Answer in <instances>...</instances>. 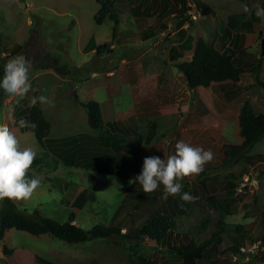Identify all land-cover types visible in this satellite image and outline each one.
Returning <instances> with one entry per match:
<instances>
[{
	"label": "rangeland",
	"instance_id": "obj_1",
	"mask_svg": "<svg viewBox=\"0 0 264 264\" xmlns=\"http://www.w3.org/2000/svg\"><path fill=\"white\" fill-rule=\"evenodd\" d=\"M161 1L171 4V0ZM204 1L213 5L211 0ZM243 2L239 1L241 4ZM133 3H140L141 9L151 15L157 13L158 9L149 0H134ZM98 9V0H0V55L3 52L4 57L9 56L0 59V64L4 65L7 59L16 55H23L30 60V80L37 97L45 95L53 101L52 104H40L49 121L50 138L93 133L87 124L86 110L81 105L93 100L100 104L104 121L124 124L129 117H134L133 120L141 128L157 125L154 141L144 146L140 154L139 172L145 157L159 156L163 159L173 155L175 144L179 141L193 147L210 149L213 160L204 166L199 175L186 177L185 187L190 188L192 183L197 186L201 180L206 182L211 193L221 197V203L222 199L227 203L232 199L235 201L227 207L229 211H224L196 200L191 204L188 215L179 219L178 231L192 230L191 236H194L198 232L196 226L203 217L209 215L205 233L197 234L195 238L210 237V233L219 229L221 224L222 233L207 248L199 264H211L213 256L225 257L224 264H243L247 259L245 253L254 251L264 237L261 225L264 213V162L249 163L241 158H227L229 145L238 139V132L232 128L231 116L223 118L212 115L194 104L196 92L188 89L184 91V86L181 88L179 84L167 85L165 76L175 80L177 73V69L170 67L173 62L169 49L176 42L178 34L172 35V31H164L165 28H158V25L163 22L167 26L165 22L171 20L174 23L181 16L178 13L168 16L170 12H175L170 7L155 19L140 18L142 22L137 27L134 24L135 18L125 14L118 16L116 25L108 17L98 24L94 19ZM186 14L195 15V12L191 8ZM182 16L185 17V14ZM190 19L198 23L200 16ZM147 26H150L149 31L159 33L152 37L149 34L146 38L143 30ZM92 44L95 49H90ZM16 46H19L18 51L13 53L12 49ZM133 63L134 73L141 79L140 86L136 82L133 84ZM256 76L255 66L254 78ZM31 92L25 99L31 97ZM2 94L0 90V124L10 129V122L4 119L5 110L13 111V103L18 98ZM200 94L197 97L201 101L204 95L202 92ZM8 97L6 107L2 101ZM240 101H236V105ZM188 105L191 106L190 110H187ZM19 121L16 128L10 131L18 138L21 149L30 147L36 151L35 159L39 160V164L32 165L28 176L41 177L42 182L30 199L15 202L16 206L27 214L37 211L41 216L58 222H64L68 213L74 211L73 223L85 229L96 224H107L127 193L124 188L131 184L130 181L100 173H93V179H89L83 168L69 166L62 161L56 162L29 130L24 127L22 131H17ZM128 137L132 139L133 135L129 134ZM261 153L264 154V137L247 154ZM245 175L249 179H257L258 185L239 197L235 191L238 192ZM226 179L236 184L235 190L229 189L230 193L222 187ZM82 187L89 188L95 201H87L81 210H77L67 201L71 200L74 189ZM198 191H201L200 187ZM217 221L221 222L218 226L215 225ZM237 233L244 234H239L243 255H229L227 248L233 244L232 238ZM111 240L113 244L104 246L100 240L93 244L68 243L47 234L33 236L11 228L0 239V264H56L54 261L85 264L90 263L92 258L102 257V254H105V259L114 258L116 264H121L126 255L120 251H124L122 247L126 244L115 237ZM139 242L145 249L144 255L160 264H168L163 251H160L161 247L153 240L144 238Z\"/></svg>",
	"mask_w": 264,
	"mask_h": 264
},
{
	"label": "trees",
	"instance_id": "obj_2",
	"mask_svg": "<svg viewBox=\"0 0 264 264\" xmlns=\"http://www.w3.org/2000/svg\"><path fill=\"white\" fill-rule=\"evenodd\" d=\"M133 2L134 0H98L99 9L94 19L96 23L100 24L105 17H108L116 25L118 16L121 14L135 16L137 19L149 17L147 10H142L140 5H133ZM153 2L156 3V0H153ZM189 3L194 5L200 13L201 11L206 13L211 10L201 0H192V2H189V0H171L173 10H175L174 13L181 16L182 22L185 19L193 21L189 18V14H186L190 9ZM260 6L264 7V0H262ZM182 14H185V17ZM243 17V14L229 16L227 20L228 30L242 27ZM112 31H115V26ZM183 35L184 32L181 36ZM145 36L147 38L148 35ZM186 39L185 42L183 41L171 47L169 51L171 61L178 60L190 49L192 37L187 36ZM90 47V49H95L93 44ZM18 48L19 46L13 48V53L18 51ZM3 67L4 65L0 64V76H2ZM175 67L182 73L186 88L189 90H195L198 87L206 88L212 82L226 80L237 82L243 72L240 67L235 65L233 56L229 51L220 52L201 37L195 43L191 59L176 62ZM260 85L264 88V83H260ZM30 96H37L36 91L31 92ZM30 98L16 101L14 107L16 110L24 109L23 118L21 119L36 125L35 128L25 127V129L33 134L40 145L47 148L56 162L62 161L66 165L83 168L88 173L89 179H93V173H100L133 182L124 188L127 193L124 194L121 203L113 211L108 223L96 224L89 229L73 223L74 211L68 213L64 222H58L52 218L41 216L37 211L33 214H27L25 211L20 210L14 202L5 199L0 207V239L11 228L24 231L33 236L47 234L54 239L68 243L93 244L96 240H100L102 246L113 244L114 241L111 238L115 237L126 244L125 247H122L124 251H120V253L126 255L125 261L121 264H160L143 254L145 249L139 241L142 242L144 238H148L161 247L160 251H163L164 256L174 258L178 262L177 264H199L205 250L213 241L221 237V222L217 221L215 223L217 226L221 225L219 229L212 231L208 238L199 239L195 236L205 233L209 215L201 219L200 224L196 226L198 232L194 236H191L192 230L180 233L178 231L179 219L181 216L188 215L192 203L181 206L182 202L179 196H169L167 200L161 199L163 194L162 185L155 192L146 195L138 181H135V177L140 174L138 170L140 154L144 146L154 141L157 134V125H148L144 129L132 117L124 124L119 121H104L100 104L97 101L90 100L81 103V105L86 110L87 124L93 130V133H80L73 137L50 138L48 137L49 121L43 108L39 102L35 107H29ZM74 98L77 100L75 93ZM238 125L242 142L229 145L227 158L233 160L241 158L249 163L264 160L263 154H247L253 145L264 137V115L256 113L250 103L245 101L239 110ZM20 130L22 131V127H20ZM129 134L133 135L132 139L128 137ZM33 164H39V160L35 159ZM181 183L183 184L182 192L191 193L198 198L196 200L209 204L208 206L211 208L227 211V207H230L235 201L232 199L227 203L222 199L221 203V197L208 193L204 183H202V192L198 191L200 186L193 183L190 188L185 187L186 179ZM225 185L224 189L229 193V189H236L231 179H226ZM231 191L233 192V190ZM73 192L71 200H68L67 203L77 210H81L87 201H95V196L88 187H82L79 190L76 188ZM235 194L239 197L246 195V188L240 192L235 191ZM159 196L160 198H158ZM261 225L264 230V213H262ZM239 234L237 233L232 238L233 244L227 248V251H230L229 255H243L240 250L243 246ZM102 255V257L90 259V263L86 262L85 264H116L117 261L114 258L105 259V254ZM245 256L247 259L243 261V264L264 263V237L260 239L257 248L251 252L247 251ZM54 262L56 264H66ZM68 264L78 263L69 262Z\"/></svg>",
	"mask_w": 264,
	"mask_h": 264
},
{
	"label": "crops",
	"instance_id": "obj_3",
	"mask_svg": "<svg viewBox=\"0 0 264 264\" xmlns=\"http://www.w3.org/2000/svg\"><path fill=\"white\" fill-rule=\"evenodd\" d=\"M149 1L158 10L156 15H151V13L149 12L148 15L149 14L150 15L146 19L148 18L155 19L156 16L160 17L161 13H164L165 10L168 11L170 7L171 10H173V5L170 3L167 4V2L165 1L159 0L156 3L153 2V0H149ZM201 1L207 4L211 10L207 11L206 13H203L201 11L200 21L198 23L191 22L186 19L182 22L181 18H178V20L174 23L171 22V20L165 22L167 23V26H165L166 24L164 25L162 22V24L158 25V28L164 27L165 28L164 31L166 30L172 31V35L176 33L178 34L174 45L181 43L183 41L185 42L187 40L186 39L187 36L192 37V41L190 43V49L186 51L181 58H179L176 61H172L173 63L170 65V67L174 69H177L175 67L176 62L188 61L191 59L192 54L194 52L195 43L197 39L200 37L211 43L213 47L219 50L220 52L229 51L232 54L235 65H237L243 70L237 82H232L228 80L222 82H212L206 88L198 87L195 90H191V91H193V93L196 92V98L193 101L197 107H202L205 111L209 112L210 114L212 115L215 114L218 115L219 117L226 118L229 117V115L231 116L232 128L238 132V139L236 142H234V144H240L242 142V138L239 136L238 114L243 103L245 101H248L256 113H262L264 115V88L260 85V83H264V18L256 17L255 8H254V6L257 4L261 5L262 0H244L246 4H244V2L243 4L239 3V1L241 2V0H211V3L213 5L208 4L204 0ZM133 5H140V3L137 4L133 3ZM189 5L194 6L190 3ZM245 6L251 9L250 13H246L244 11ZM170 13L171 14H169L168 16L170 17L173 16L174 12L172 11ZM239 14L244 15L242 19L243 20L242 27H238L233 30H228L227 28L228 17ZM203 16H207V18H203ZM133 17L135 18L134 24L136 25V27L139 26L142 20H140V18L137 19L135 16ZM207 22L211 25L209 26ZM149 29L150 26H147L143 30V33L148 35L147 37H149V34H151L150 36L152 37L157 33H159V32L155 33L154 31L151 30L149 31ZM182 32H184L183 36H181ZM3 55L4 53L2 52L0 55V59L7 57V56L4 57ZM255 66L257 70V76L254 78ZM134 71H135V64L133 63V84L136 82V84L140 86L141 85V83H139V81L141 80L140 76H136L137 74H135ZM176 71L177 73L175 75V80L169 78L168 76H165V79L168 82L167 85L173 86L175 84H179L181 85V88L184 86V91H185L187 88L185 85L184 77L182 76V73L178 71V69ZM108 74L109 73H107V75ZM200 92H202L204 95L202 98L203 101L202 100L200 101L197 97L198 95H201ZM234 94L237 95L234 96ZM2 95H4V93ZM18 100L21 99L18 98L16 101ZM238 100L241 101L238 103V105H236V101ZM8 101H9V97L6 98L5 101H2V104H5L7 107ZM16 101L13 103V111L10 112L5 110L4 119L10 122L9 125H11L10 128L11 130L16 128L17 121L21 120L24 114V109H17V110L15 109L14 105ZM187 107H188L187 110H190L191 106L188 105ZM219 127H222V125H219ZM18 130L21 131L20 127L17 128V131ZM262 162H264V160L258 161L257 163H262ZM198 183L199 184L197 185L201 187L200 189L201 192L203 190L202 183H204V186L206 187L205 189L208 190V193L215 194V193H211L206 182L200 180ZM225 186L226 185L224 184L222 187L224 188ZM234 186H236V184H234ZM205 255L206 254L204 253L202 260L204 259ZM166 259L168 261V264L178 263L176 260H174V258L166 257ZM210 262L211 264H224V262L226 261H225V257L223 256L221 257L213 256L211 257Z\"/></svg>",
	"mask_w": 264,
	"mask_h": 264
},
{
	"label": "clouds",
	"instance_id": "obj_4",
	"mask_svg": "<svg viewBox=\"0 0 264 264\" xmlns=\"http://www.w3.org/2000/svg\"><path fill=\"white\" fill-rule=\"evenodd\" d=\"M254 8L255 16L264 18V7L257 4ZM244 11L250 13L251 9L245 6ZM31 67L30 60L23 55L7 59L3 67V75L0 76V90L7 96L21 100L30 91H36L30 80ZM38 102L40 104L53 103L47 96L40 95L32 96L28 106L35 107ZM19 126L22 128L36 127L35 124L23 119L19 121ZM36 155V151L30 147L21 149L16 135L10 131L8 126L0 124V203L5 199L15 203L27 201L32 197L42 182L41 177L28 176ZM213 158L210 149L193 147L184 141H179L175 144L173 155L163 159L159 156L145 157L142 170L135 177V181H138L146 195L155 192L162 185L161 199L167 200L169 196H179L181 206L191 204L198 198L189 192H182L181 182L186 177L199 175L204 170V166Z\"/></svg>",
	"mask_w": 264,
	"mask_h": 264
},
{
	"label": "built area",
	"instance_id": "obj_5",
	"mask_svg": "<svg viewBox=\"0 0 264 264\" xmlns=\"http://www.w3.org/2000/svg\"><path fill=\"white\" fill-rule=\"evenodd\" d=\"M191 8H193L195 15L192 14L190 15V17H192L193 19H196V16H200V12L195 10V8L192 6ZM190 8V10H191ZM258 185V180L257 179H249L248 175L243 176V182L241 183V186L237 189L238 192L243 191L244 188H246L247 190H250V188H256Z\"/></svg>",
	"mask_w": 264,
	"mask_h": 264
}]
</instances>
